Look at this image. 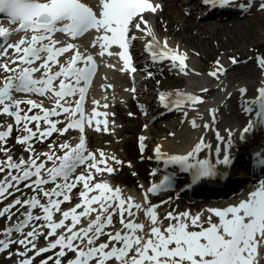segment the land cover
Listing matches in <instances>:
<instances>
[{"label":"snow or ice","instance_id":"1","mask_svg":"<svg viewBox=\"0 0 264 264\" xmlns=\"http://www.w3.org/2000/svg\"><path fill=\"white\" fill-rule=\"evenodd\" d=\"M202 3L224 7L232 0ZM235 6L264 12V0ZM162 10L160 0H0V257L7 264H264V178L226 206L180 210L178 197L168 194L180 187L176 171L126 192L116 177L132 161L90 146L91 132L112 135L117 126L106 94L114 86L101 85L99 99L91 95L101 60L115 57L120 72L134 74L132 50L142 42L159 70L168 61L169 69L189 74L187 51L157 36L152 18ZM252 59L264 76V52ZM227 71L217 59L209 75L220 80ZM132 79L127 91L137 93ZM238 91L242 124L222 131L213 106L208 119L191 117L201 135L189 150L170 153L157 143L148 159L189 174L186 189L225 176L236 142L264 132V79L251 95L246 86ZM223 92L228 107L232 92ZM158 100L188 119L187 109L206 97L162 91ZM147 139L139 136L140 153L149 150ZM252 163L264 173V150Z\"/></svg>","mask_w":264,"mask_h":264},{"label":"bare ground","instance_id":"2","mask_svg":"<svg viewBox=\"0 0 264 264\" xmlns=\"http://www.w3.org/2000/svg\"><path fill=\"white\" fill-rule=\"evenodd\" d=\"M255 12L261 13L260 15L263 17L261 23V30L264 31V12L259 11L257 9L255 10ZM160 17L165 18V20L163 25L156 23V29L158 31H161L158 32L157 35H162L161 39L170 38L171 43L173 45L179 44L180 48L184 51H187L188 56L190 57L189 73H191V77L189 79H186L185 81L175 78L170 80L175 83L183 81L184 90L199 92L201 88H209L214 98L211 99V93L208 94V103L211 106L221 108V101L224 99L223 89L226 88L228 91L232 92V94L238 97V89L242 86H246L250 89L249 95H251L253 88L258 85L261 79H264L261 73L252 66L249 60H247V63L242 62L243 59H248V57H245L246 54L244 55V57H238L237 54H239L240 51H238L237 53H229V49H226V41H228L229 37L233 36L236 32L243 29V24L239 21V19L230 20L221 24L214 22L197 24L195 18L193 19V21L191 20L190 16H188L190 18H187L183 14V12L177 7V5L172 7L168 6V8H166L164 13ZM164 27L168 28L169 34L165 32L162 33ZM177 29H179V32H177ZM193 31L197 32L194 34ZM174 33H180L184 36L186 35V37L182 36L183 40H179L176 38L173 39L171 37ZM183 41L189 42L191 48H185L183 46ZM219 48L225 49L222 50L224 52L219 55V60H221V62L225 65L226 68H229L227 74L221 75V80L219 81H213L208 79L207 77L203 78L202 76L194 75L193 72L199 71L202 67L201 64H199L200 60L197 54H202L210 50L214 51V53L217 54ZM255 48H259L261 51L264 52V42L261 45L256 46ZM231 56L237 57V59L240 61L239 66H231V62L229 60V57ZM165 69L171 70L169 68ZM139 91L143 92L140 89ZM146 100H148V98H146ZM150 105L152 108L156 107V102L154 99L151 100ZM220 113L223 114V111H220ZM191 115H195L197 119L202 116V114L196 115L194 113ZM233 117L236 122L238 119H241V117H239L236 112H234ZM205 118H207V115H205ZM122 122L126 123V132L130 133L138 128V124L134 121L122 119L121 123ZM242 122H244V120ZM227 123H230V120H228ZM165 124L166 123H164V126H162L160 129L158 128L159 124H155V126L151 127L146 134L153 135L154 132L158 131V133L160 134L158 137V143L163 144L165 150L174 149L175 151H182L187 149V147L189 148V146L191 147L194 144L193 140L195 139V137L193 136V133L189 130V126H181L173 121L172 123H167V126L170 129H168L169 131H166ZM169 133L175 134V138H169ZM112 140H116V138H112ZM123 148L125 149V156L129 160L135 157L134 150L131 145V140H125ZM145 169L146 168L144 164H134V171L138 173V175L133 176V171H131L130 168L124 167L123 171L116 177V181L125 183L129 186H136L137 179H140L141 181L147 180V173L145 172Z\"/></svg>","mask_w":264,"mask_h":264},{"label":"rangeland","instance_id":"3","mask_svg":"<svg viewBox=\"0 0 264 264\" xmlns=\"http://www.w3.org/2000/svg\"><path fill=\"white\" fill-rule=\"evenodd\" d=\"M262 18V16H255L242 21L243 29L239 30L233 36L229 37L228 41H226V48H236L238 50H242L243 46H256L257 44L264 41V31L261 30ZM180 38L183 39V37L181 36ZM207 55L210 56V59H213L216 56L214 51L212 50L207 51L206 56ZM208 61L202 59V63L200 62V64L208 65ZM181 85H183V83L177 84V86Z\"/></svg>","mask_w":264,"mask_h":264}]
</instances>
